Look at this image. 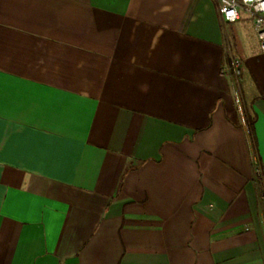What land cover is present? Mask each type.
I'll list each match as a JSON object with an SVG mask.
<instances>
[{"label":"crops","instance_id":"0c3cea01","mask_svg":"<svg viewBox=\"0 0 264 264\" xmlns=\"http://www.w3.org/2000/svg\"><path fill=\"white\" fill-rule=\"evenodd\" d=\"M0 264H264L253 17L0 0Z\"/></svg>","mask_w":264,"mask_h":264},{"label":"built area","instance_id":"2783aa9c","mask_svg":"<svg viewBox=\"0 0 264 264\" xmlns=\"http://www.w3.org/2000/svg\"><path fill=\"white\" fill-rule=\"evenodd\" d=\"M221 9L224 22L232 23L240 20L243 14L253 17L255 27L260 39L261 49L264 53V0H214ZM236 75L241 74V61L234 60Z\"/></svg>","mask_w":264,"mask_h":264},{"label":"rangeland","instance_id":"374dc122","mask_svg":"<svg viewBox=\"0 0 264 264\" xmlns=\"http://www.w3.org/2000/svg\"><path fill=\"white\" fill-rule=\"evenodd\" d=\"M259 174L261 175L262 173L260 172Z\"/></svg>","mask_w":264,"mask_h":264}]
</instances>
